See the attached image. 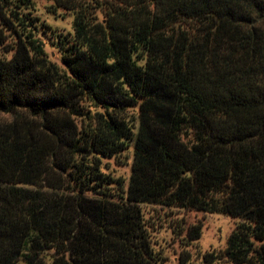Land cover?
I'll return each instance as SVG.
<instances>
[{"label": "trees", "instance_id": "obj_1", "mask_svg": "<svg viewBox=\"0 0 264 264\" xmlns=\"http://www.w3.org/2000/svg\"><path fill=\"white\" fill-rule=\"evenodd\" d=\"M55 2L62 68L0 0V264H157L142 204L237 219L204 260L264 264V0Z\"/></svg>", "mask_w": 264, "mask_h": 264}, {"label": "rangeland", "instance_id": "obj_2", "mask_svg": "<svg viewBox=\"0 0 264 264\" xmlns=\"http://www.w3.org/2000/svg\"><path fill=\"white\" fill-rule=\"evenodd\" d=\"M90 8V12L101 19L108 6L119 0H82ZM27 12L35 21V36L43 43L48 59L59 68L61 48L59 41L72 38L73 12L56 5L55 0H30ZM3 49L0 48V54ZM9 57V55H7ZM128 115H135L134 110H128ZM133 156V142L129 143L121 153L102 159V171L114 180L123 182V189L127 186ZM111 195L117 198L119 187L113 183L108 187ZM87 196L91 193L87 192ZM141 211L144 222L149 230L151 245L157 254V264H232L225 259L207 263L205 254H217L225 247L226 239L239 222L216 213L198 212L163 207L159 205L142 204ZM201 226V234L197 240H186L187 230L194 226ZM51 253V251H48ZM18 264H24L19 261ZM46 264H50L46 262Z\"/></svg>", "mask_w": 264, "mask_h": 264}]
</instances>
